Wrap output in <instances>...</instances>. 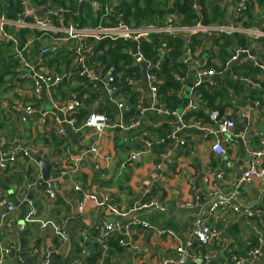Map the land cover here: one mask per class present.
<instances>
[{"label":"crops","instance_id":"1","mask_svg":"<svg viewBox=\"0 0 264 264\" xmlns=\"http://www.w3.org/2000/svg\"><path fill=\"white\" fill-rule=\"evenodd\" d=\"M23 1L34 10L28 0ZM112 1L114 4L117 2L116 0ZM225 1L215 0L220 9L225 12L224 19L220 23L229 22L231 14H236L239 8L238 0L235 1L236 6H234L233 0H231L232 6H226ZM246 1V5H249L253 10V19L249 28L264 30V4L259 5L256 0ZM56 7L59 6H53L51 2L44 7V14L52 12L51 25L57 28L74 26L72 21H66L64 15L66 12L61 8L63 11L59 13L54 10ZM55 23L58 24L55 25ZM47 36H49L48 39L44 38ZM59 36L61 35L32 36L28 42L33 43L36 40L39 47L38 54L34 56L37 60L33 58L30 62L38 71L43 70L50 76L66 71L70 73L66 79L68 80L73 76L71 73L79 68L74 62L75 59L68 70L65 69L64 64L59 68L55 62L51 66L48 65V59L51 57L47 54L55 49L54 45H58L54 39ZM206 40L208 43L214 42L211 37ZM45 41L49 42L48 45L41 46V43ZM32 43L24 51V57L30 53ZM65 45L63 48L69 49L73 43L69 42ZM44 48L49 49L46 54L47 58H45L46 55L41 54V50ZM11 50L16 66L12 69L13 76L8 75L4 78V88L7 90L5 92L2 89V94L7 93V96L11 97L0 99V125L2 124L0 141H5L8 146L22 145L25 148H34L37 153L32 161L18 158L11 171L6 175L1 176L2 172H0V196L16 208L11 222L3 229V236L0 237V248L13 246L12 252L4 257L2 264H40L41 257L33 254V248L41 251L57 249L58 252L54 256L52 264H70L79 252V245L82 242L85 243L88 255L85 259L94 257L96 251L101 250L94 241L101 235L98 236L97 232L95 234L91 232L93 235L87 236L88 232L99 220L111 223L116 217L104 209H95L94 203L91 201L86 203L81 213H77L80 194L72 189L73 177L70 175L74 161H78L80 164L75 177L84 182L86 189L100 195H110L111 203L120 211L126 212L149 202L160 204L161 207L158 210L150 213H147V209L141 210L139 218L145 219L156 229L171 230L181 239L183 238L182 232L191 229L195 217L205 216V206L208 203L207 193L210 189V185L205 182L208 173L210 172L209 179L211 180L214 175L221 173L223 178L217 181V188L222 193H231L237 179L246 168L249 152L258 148V139L260 135L264 136V98L262 97L263 104L260 110L251 109L250 101L242 102L245 98L250 97L249 91L260 92L259 87L264 83V75L261 72L255 75L252 72L244 76L243 85L245 88L237 95L227 84V80H232V75H234L236 67L234 65L221 75L212 78L216 82L218 91L225 96L223 105L230 104L225 109L224 116L236 123L235 130L225 136L227 140L224 144L226 154L220 158L217 157L211 151V137H203L201 131L186 127L178 133L179 138H182L185 144L178 146L173 142L167 151L170 152L169 156L167 158L160 157V161L155 163V157L151 153L152 147L149 151L146 149L144 151L136 150L135 142L141 139V145L144 146V139H146L152 143L146 134L147 129H155L162 124L174 129L179 124L176 116L158 114L153 110L154 104L148 91L145 66L136 60L137 63H140L143 71L142 79L134 82V89L138 93L137 101L145 109L141 125L130 132L121 130L118 125L127 124L130 120L125 118V113H121L108 100L101 86H96V89L94 87L96 84L90 83L91 91L96 92L98 97L88 107L89 113L96 112L106 116L110 121V127L99 136L90 129L74 131L64 125V136L59 141L55 137V128L51 122L44 127L40 123L39 113L30 114L27 118V115L22 112V108L32 105L40 112L54 113L60 118L69 117L75 110L72 101L77 100V93L69 94L66 99H59V97L51 96L52 92L55 93L54 89L56 88L50 92L42 88L40 96L36 99L32 91V81L28 78L30 76L29 69L16 57L13 46ZM249 50L257 62H264L263 40L253 42V46ZM196 55L197 59H200L206 53L198 48L193 52V56ZM38 58H41L43 63L46 60V65L43 64L40 67ZM95 68L93 66L91 70H95ZM198 81L197 71H193L190 66V72L179 93L182 104L177 111L178 115L185 111L191 101L192 89ZM262 86L264 87V84ZM116 99L124 103L127 102L121 95H118ZM248 99L250 100V98ZM82 105L84 108V103ZM240 112H248L250 131H244L245 124L239 116ZM65 146L68 147V151L65 150ZM91 147H95L101 156H108L110 159L106 163L103 160H94L92 154L88 152ZM38 153L41 160L51 166V177H55L53 173L56 170H63L67 173L60 178L59 190L53 200H49L41 189L28 193V198L36 208L38 218L53 221L68 220L66 226L69 240L61 248L58 239L49 229L42 230L38 224H27L24 220L26 208L23 198L25 186L29 181L27 170L31 169L32 179L39 173L42 175L36 162ZM96 162L101 166L99 172L94 169ZM121 164L124 165L122 169ZM156 165H160V170L156 169ZM239 193V203L249 207L253 217L246 218L241 214L228 212L215 214L208 219L209 224L216 232V238L207 247L198 250V253L205 255V259H211L213 264H227L232 257L244 259L247 264H264V243L260 247L257 243L259 238L264 241V189L261 181L253 179L249 184L243 185ZM183 202H198V206L184 210L180 207ZM86 236L87 238L84 239ZM115 239L116 241L118 239L115 233L106 239L111 248L105 257L106 264H160L163 258L171 255L177 244L172 238L157 234V231L143 230L139 227L132 231V244L127 247H120L118 250L112 244ZM254 240L257 243L255 249L259 247L258 254L250 256ZM195 264H202V261L199 260Z\"/></svg>","mask_w":264,"mask_h":264},{"label":"built area","instance_id":"2","mask_svg":"<svg viewBox=\"0 0 264 264\" xmlns=\"http://www.w3.org/2000/svg\"><path fill=\"white\" fill-rule=\"evenodd\" d=\"M80 1L83 0H79ZM89 1V0H88ZM112 2V0H110ZM215 1V0H213ZM238 10L236 14H231V20L229 22L215 23L212 25H203L200 21L195 23L191 27H184L179 25L177 17L174 15L170 21H165L160 23L146 24L139 29H134L132 27L125 26L123 23L116 27H106V28H82L77 29L75 26H67L64 28H57L51 25L52 18L51 13L47 12L44 14L45 8H34L31 12L26 11V3L22 1L24 10L21 14L16 16V19L10 20L5 16L0 15V44L3 43H12L16 57L22 61V64L29 69L30 76L28 78L32 81V91L35 95V98L38 99L40 96L42 88H45L46 91H51L56 88L63 80L67 79L70 75L68 72L57 73L53 76H50L43 72V70L38 71L37 68L32 66V62L28 61L24 57V51L31 45V41L26 42L21 48L18 47V41L14 36L9 34L5 28L13 27L16 30L22 29H31L40 33V37L53 34L61 35L54 39L57 42V47H63L68 42H72L73 46L69 47L71 54L73 55L74 62L79 67L78 70L71 73L74 75L84 76L90 79V83H95L94 86H101L104 94L107 96L108 100L113 103L116 108L121 113H126L129 111V107L126 103L118 101L116 99V94L118 93V86L115 82L114 77L111 74V69L102 74V67L96 66L95 70H91V66H88L89 57L92 56L91 47L87 46V40H93V43H97L102 40L115 41H130L134 44V49L131 51L134 58L142 62L145 66V77L148 85V91L152 103L154 104V111L158 114L163 115H174L177 117L178 127L174 128L170 134V139L177 143L178 146H183L184 140L179 138V131L185 129L186 127H192L196 130L202 132L203 137L212 138L211 142V151L217 157H222L226 154V135L232 133L236 128V123L234 120L220 115L218 111H212L209 115L210 121L212 124L192 122L188 125L182 123V116L187 112H194L204 107L200 102L198 96H194L191 93V101L187 105L185 111L178 115L177 112L168 113L158 105L157 101V86L159 80L156 79L153 70H159L160 63L163 61V55L161 50L158 52V57L153 61L145 60L139 49V43L142 40L148 39L151 35H158L160 37L170 36L178 37L181 36L185 40V48L183 49L182 60L184 63H187L193 71H197L199 81L196 84L198 86L202 81L208 82L210 87L217 89L216 82L212 79L221 75L229 67L234 65H251L252 68H257L259 72L264 75V62L259 63L257 59H254V56L250 53V48L253 46L255 41H264V30L246 28L242 25V22H238V12L240 8H244L247 4L246 0H238ZM216 3V2H214ZM226 6H232L231 0L225 1ZM4 8H7L4 5ZM42 9V10H39ZM194 9L199 10L197 4H195ZM54 10L62 13L60 7L54 8ZM37 12H42L40 16H37ZM110 9L106 10V13H109ZM28 18L29 21H25ZM169 22V23H168ZM193 35H202L205 37L204 44L201 48L202 52L206 53L201 61L197 59V55L193 56V52L189 48V39ZM228 36L240 35L247 43V48H236L233 55L226 61L224 69L221 72L216 71L215 69H205L206 65H214L219 67L218 63L216 46L213 43H208L206 39L208 37L215 36ZM66 46V45H65ZM49 49L44 48L41 50L42 55H46ZM15 59V58H14ZM37 60V58H35ZM43 60L38 58V65L42 67ZM244 76H238L236 74L232 75V82L235 84H244ZM264 77V76H263ZM186 79L183 80V84ZM264 83H262L263 85ZM260 85L259 90L262 93L261 100L251 99V97L245 98L242 102H251V109L260 110L262 108V97L264 98V87ZM195 86V87H196ZM250 98V100L248 99ZM72 105L77 110L81 107V103L78 100H73ZM201 105V106H200ZM136 116L133 120H130L127 124H119L118 127L123 131H133L141 125L142 118L145 114V109L142 108L140 103L136 105ZM248 111V110H247ZM22 112L29 117L30 114L39 113L40 114V123L42 126H47L50 122L55 128V137L61 141L64 136V125L69 126L72 130L78 131L81 129H90L93 130L99 136L110 127L109 119L96 112L90 113V115L82 122L78 123L77 120L72 117H57L54 113L40 112L35 109L32 105L24 106ZM242 118V122L245 124L244 131H250L251 124L249 121L248 112H240L239 115ZM24 120V116L22 115ZM145 149L147 151L152 147V143L146 141L144 143ZM65 150L68 151V147L65 146ZM88 152L92 154L94 160L99 161L103 160L105 163L110 159L108 156H101L95 147L88 149ZM37 151L34 148H25L22 145L16 146H7L5 141H0V172L5 171L10 165H12L18 158H25L30 161L33 160V157L36 155ZM170 153V152H169ZM168 152H165L160 157L167 158L169 156ZM80 164L78 161H74L70 175L73 177V186L72 189L74 192L79 193L77 213H81L88 201L93 202L95 209L106 210L111 213L116 219L111 223H106L103 220L95 223L94 227L88 232L87 236H92L95 232L98 233V236L101 237L94 239L95 243L100 247V256L93 263H87L82 261L85 257H88L87 251L85 250V243L80 244L79 252L77 253L74 260L70 264H106L105 257L110 251V245L106 241L112 233H115L117 236V244L120 247H127L132 244L131 233L132 231L139 227L143 230H153L157 231L159 235H165L168 238H172L176 241V246L173 249L171 255L163 258L160 264H195L197 261L201 260L202 264H213L211 259H205V255L198 253V250H202L203 247H207L209 244L214 241L216 238V232L213 230L211 225L208 222V219L215 214H225L231 212L233 214H241L243 217L252 218L253 213L250 211L249 207L244 206L239 203V190L243 185L249 184L253 179H259L264 189V136L260 135L258 139V148L249 152V159L246 164V168L241 176L237 179L235 188L231 193L225 194L218 190L217 181L223 178L221 173H217L213 176V180L209 179L210 172L207 175L205 182L210 185V189L207 193L208 203L205 206V216L201 215L195 217L192 227L188 231L182 232L183 238H178L176 234H173L171 230H159L154 228V226L146 221L145 219L139 218V213L141 210L147 209L150 213L151 211L158 210L161 206L157 202H149L148 204L141 205L132 210L122 212L114 204L111 203V197L108 194H98L92 190H87L84 182L75 177ZM124 167L121 164V169ZM95 171H100L101 166L96 162L94 164ZM156 169L160 170V165H156ZM67 173L63 170L58 172V175L51 177L47 181H43L41 173L37 174L31 181L25 186V195L23 198V204L26 208V215L24 217L25 223L27 224H38L40 229L45 230L49 229L58 239L59 247L64 246L69 240V234L67 231L68 220L64 219L62 221H53V220H42L38 218L36 208H34L29 194L33 191L39 190L42 188L46 197L49 200H53L56 196V193L59 190V181L60 178L65 176ZM30 192V193H29ZM29 193V194H28ZM195 206H198V202H183L180 207L181 209L188 210ZM16 208L15 206L8 202L6 199L0 196V237L3 236V229L9 225L11 222L12 215L14 214ZM93 232V233H91ZM87 236L84 238L86 239ZM259 247L264 243L262 238L257 240ZM258 248L252 250L249 254L250 256H256L258 254ZM13 250V246L1 247L0 248V264L4 260V257L10 254ZM32 252L35 256L41 257L40 264H52L54 256L57 254L58 250L46 249L44 251L33 248ZM227 264H247L246 260L232 257L229 263Z\"/></svg>","mask_w":264,"mask_h":264},{"label":"trees","instance_id":"3","mask_svg":"<svg viewBox=\"0 0 264 264\" xmlns=\"http://www.w3.org/2000/svg\"><path fill=\"white\" fill-rule=\"evenodd\" d=\"M23 0H0V15L5 16L7 19L14 20L18 14H21L24 10L22 5ZM30 5L34 8H44L51 2L53 6H59L64 10V15L67 20L72 21L77 29L88 28H106L116 27L123 23L125 26L139 29L140 27L149 24L164 23L170 21L175 15L179 21L180 26L191 27L198 21L203 25H212L220 23L224 19V10L220 9L217 3L213 0H116L114 4L110 0H28ZM236 0H233L234 6H236ZM259 5L264 4V0H256ZM94 4H97V8H94ZM195 4L199 7V10L194 9ZM4 5L7 8H4ZM110 9L109 13L106 10ZM239 16L236 19L238 22H242V25L246 28L251 26L253 19V10L246 5L244 8H240L237 13ZM25 21H29L28 18ZM169 23V22H168ZM58 23H55L57 25ZM5 30L14 36L18 41V47L21 48L30 38L40 37V33L27 29L16 30L13 27H6ZM49 36L44 37L48 39ZM205 37L202 35H193L190 37L189 48L193 52L196 49H201L204 44ZM213 44L216 46L219 67L214 65H206L205 69H215L221 72L224 69L226 61L233 55L236 48H247L248 43L240 36L233 35L228 36H215L213 37ZM87 46L91 47L92 56L89 57L88 66L102 67V74L111 69V74L117 83L119 88L116 96L121 95L126 99V104L129 107V111L125 113L124 117L128 120H133L136 116V105L138 103V93L135 91L134 82L142 79L143 71L140 63L136 62V59L132 55L131 51L134 49V44L130 41H108L102 40L97 43H93V40H87ZM38 41L34 40L31 46L29 55H26L28 61L35 58L38 54ZM12 43L0 45V85L4 83V78L8 75L13 76V67L16 66V62L12 59ZM185 40L183 37H170L158 35H151L148 39L142 40L139 43V49L145 60L153 61L159 50L163 55V61L160 63L159 70H153L156 79L159 80L157 86V103L158 105L167 111L168 113L177 112L182 104L179 93L183 87V80L190 72V67L182 60L183 49L185 48ZM54 50L49 51L47 54L51 59H48V65L56 63L58 68L64 64L65 69L71 67L73 61V55L69 49L63 47H57L54 45ZM47 55L45 58H47ZM46 61V60H44ZM78 70V69H77ZM260 73L257 68L253 69L251 65H242L234 68V74L238 76H246L249 73ZM70 82H73L72 84ZM227 84L232 88L235 94H239L244 90L243 84H235L232 80H227ZM262 85V84H261ZM92 85L90 79L80 75H74L68 80H63L56 89L55 93H51L53 98L59 97V99H66L71 93H77V100L80 101L81 107L74 110L71 114L78 123H82L89 115L90 111L88 107L98 97L96 92H92ZM7 88L3 91L6 92ZM92 93H91V92ZM251 99L261 100V93L255 90L249 91ZM192 95L198 96L200 102L204 105L203 108L194 112H187L182 116V123L188 125L190 122H200L206 124L213 123L209 119V115L212 111H218L220 115L224 116L225 109L230 105H223L222 95L218 89L210 87L208 82L202 81L198 86L192 89ZM82 103H84V107ZM99 112V111H97ZM70 116V117H71ZM214 126V125H213ZM2 127V124L0 125ZM173 128H169L166 124L160 125L155 129H147L146 134L152 142V155L155 157V163L160 161V156L168 151L169 147L173 143L170 139V134ZM147 140L144 139V143ZM143 143V145H144ZM7 145V143H6ZM58 146L57 143H55ZM8 146V145H7ZM136 150H143L145 146L141 145V139H138L134 145ZM26 160L25 158H23ZM15 162L10 165L1 176L6 175L11 171V168ZM59 170H56L53 175H58ZM32 172L29 168L27 175L29 181L32 180ZM5 181V180H4ZM42 190V188H40ZM39 189V190H40ZM153 192V191H152ZM155 192V191H154ZM153 192V193H154ZM115 241L112 243L120 250V246ZM257 246L256 240L252 242V250ZM96 250V248H93ZM100 256V252L96 251L94 257L85 259L87 263L95 262Z\"/></svg>","mask_w":264,"mask_h":264},{"label":"water","instance_id":"4","mask_svg":"<svg viewBox=\"0 0 264 264\" xmlns=\"http://www.w3.org/2000/svg\"><path fill=\"white\" fill-rule=\"evenodd\" d=\"M94 8H97V4H94ZM31 7L29 6V4H26V11L27 12H31ZM53 11V9H52ZM42 12H37V15H40ZM28 118V116H27ZM36 162L39 166V168L41 169L42 172V177H43V181H47L50 178V173H51V166L49 164H47L46 162H44L43 160H41V156L38 153L37 154V158H36Z\"/></svg>","mask_w":264,"mask_h":264},{"label":"rangeland","instance_id":"5","mask_svg":"<svg viewBox=\"0 0 264 264\" xmlns=\"http://www.w3.org/2000/svg\"><path fill=\"white\" fill-rule=\"evenodd\" d=\"M49 42L45 41V42H42L41 46H47ZM69 43V42H68ZM30 53H28L29 55ZM8 79V78H7ZM4 83L0 85V99H9L11 96H7V93L5 94H2V89H4Z\"/></svg>","mask_w":264,"mask_h":264}]
</instances>
